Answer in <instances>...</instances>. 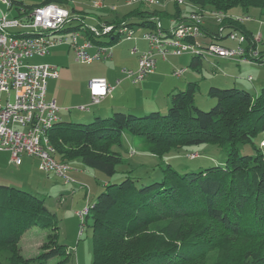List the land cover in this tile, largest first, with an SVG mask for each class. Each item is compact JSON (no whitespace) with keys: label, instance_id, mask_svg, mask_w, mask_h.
Masks as SVG:
<instances>
[{"label":"trees","instance_id":"16d2710c","mask_svg":"<svg viewBox=\"0 0 264 264\" xmlns=\"http://www.w3.org/2000/svg\"><path fill=\"white\" fill-rule=\"evenodd\" d=\"M170 1L174 12L168 17L178 19L183 9ZM184 2L199 12L209 10L224 15V23L217 26L213 38L222 39L228 28L231 33L239 30L248 38L247 48L254 34L231 17L236 12L247 14L253 8L264 14V0ZM51 3L61 5L65 1L47 0L35 6ZM35 6L13 0L16 13ZM135 6L108 25L119 27L126 23L133 29L155 30L161 24L164 31H169L163 27L162 10L145 11L142 3ZM69 23L64 32L82 30V24L69 27ZM86 32L85 37L97 44L113 46L120 41L114 31L100 37L90 28ZM202 33L208 35L204 26ZM215 40L209 44L218 43ZM252 46L258 48V57L249 53L247 57L255 65L264 66V49ZM202 59L192 55L190 66L199 71ZM196 91L197 83H188L185 90L173 93L165 114L154 111L138 116L116 111L109 117H96L89 124L60 119L50 131L59 161L71 165L79 160L84 167L108 178L105 191L88 206L85 218V223L92 221L93 264H210L207 259L212 254V264H264V154L255 145L264 132V87L258 95L238 87H211L208 96L217 103L209 111L195 105ZM124 135L141 136L145 151L159 159L172 151L202 145H216L227 157L219 166L184 172L163 160L158 164L160 179L134 176L132 170L126 169L121 171L120 182H112L120 173L119 167L127 164L115 149L122 146ZM263 139L264 135L261 147ZM240 145L253 146L256 154L241 155ZM36 226L53 228L52 241L33 259L22 260L17 252L19 240L28 227ZM58 230L57 216L45 199L19 187L0 184V264H48L64 256L63 264L67 263L72 255L60 243Z\"/></svg>","mask_w":264,"mask_h":264},{"label":"rangeland","instance_id":"374dc122","mask_svg":"<svg viewBox=\"0 0 264 264\" xmlns=\"http://www.w3.org/2000/svg\"><path fill=\"white\" fill-rule=\"evenodd\" d=\"M24 1L26 5H39L47 0H19ZM65 1L61 4L63 7L71 12L72 20L69 23V27H76L82 24V30L79 31L81 36H86V28H101L103 24L107 25L114 20L122 19L125 15L135 9V5L144 4L146 6L145 11L153 12L155 9L162 10L161 14L162 23L167 24L169 9L166 10V0H156L158 5H148L144 2H137L134 5L128 6L126 3L128 0H62ZM173 5V1L168 0ZM96 3H101L103 8H95ZM171 5V11L173 8ZM183 13L176 20L174 25L180 24L179 21L188 18L193 11L199 12L200 10L194 8V6L183 3L181 4ZM114 8V10H112ZM5 9V8H4ZM75 10V12H74ZM209 11V10H203ZM11 13V12H10ZM231 20H236L239 17H246L244 22L238 23L240 26L245 27L249 32H252L254 36L261 38L259 42L260 47L264 49V14L257 8L251 9L247 14L236 12L232 15ZM169 18V17H168ZM170 19V18H169ZM178 21V22H177ZM207 22H211L216 26L214 18L205 19ZM123 24V23H122ZM228 29H225L227 31ZM145 32L144 28L137 27L135 29L134 39L141 38ZM71 33L55 34L52 37L61 38L70 36ZM103 41H108V38L102 37ZM127 39H122L120 42L112 46L113 52L119 49V46L124 44L125 49L130 44ZM206 41H209L207 39ZM82 42V41H81ZM131 45V44H130ZM225 47H234V42L227 41L223 43ZM91 53H93L91 51ZM162 60V59H159ZM192 60V55L171 56L168 58V63L164 66L165 74L161 77H152L155 79V83H149L144 88V83L134 84L132 100L128 101L129 105L133 108L145 107L153 109L154 107L159 109L161 113L165 114L168 111L173 93L185 90L188 83H197V91L195 96V105L203 111L211 110L217 103V101L208 96L210 87H217L221 89L238 87L245 89L253 95H258L264 87V66H256L251 64H244L236 60H230L221 57H215L206 55L203 57V67L201 73L189 67ZM229 61V62H227ZM218 62L221 66L215 64L213 69L212 63ZM29 65H49L55 66L59 69H65L70 72L73 77L71 80L61 81L58 87V82L54 79H49L48 93L50 97H55L57 90H60V98L64 101L65 107L60 108L61 101H58L59 118L65 122H75L81 124H89L94 121L93 115L96 113L97 106L91 105V100H88L89 112H82L79 110L82 99L89 95V89H87L90 76L101 78L106 76L109 71L115 70L117 62H103L95 61L93 64L81 63L76 60L74 51L69 45H60L52 49L51 53L45 57H34L27 62ZM185 63V64H184ZM124 64V63H121ZM211 64V65H210ZM120 65V64H119ZM169 65V66H168ZM175 65V69L187 68V74L180 80L175 71H172V66ZM168 66V67H167ZM171 66V67H170ZM111 72V73H112ZM227 72V73H226ZM109 73L111 76L112 74ZM233 73V74H232ZM234 75V77L248 78L253 77V82L243 83L236 86L235 79L226 77L227 75ZM108 75V77H110ZM191 76H195L194 78ZM151 78V79H152ZM110 79H112L110 77ZM229 80V86L225 84ZM115 84L116 81L112 82ZM148 81V80H147ZM187 81V82H185ZM181 83L178 86L177 83ZM130 84V83H128ZM241 84V83H240ZM131 85V84H130ZM151 85V86H150ZM214 85V86H212ZM150 86V87H149ZM58 87V88H57ZM121 87L119 90H122ZM119 93V91H118ZM117 96V95H115ZM127 103V102H126ZM82 107V106H81ZM136 115L144 116L136 111ZM264 132L255 140L257 149L264 154V147L260 146V142L263 138ZM120 151L127 164L120 166V173L112 179V182H120L123 173L121 171L132 170V175L138 177L151 176L156 179L162 177V172L158 164L164 160L166 163L173 165L179 172L194 171L200 169H207L214 166L223 164L226 160V152L216 145H202L194 146L179 151H172L164 159L151 155L145 151V144L141 136L124 135L122 139V146L115 147ZM239 153L241 155H255L256 149L251 145H240ZM24 159V165L19 167L11 162V154L4 153L3 157H0V184H11V181L18 185L19 189L27 192L34 193L42 199L46 200V204L50 210L56 214L58 219V237L60 243L68 247L71 253V259L65 264H93V228L92 221L85 223L80 214L88 207L92 206L98 196L105 191V184L108 178L96 170H92L84 167V165L78 160L71 164L70 170L67 173L72 181L66 183V179L63 177H57L53 174L47 175L40 170V163L36 159L28 160L26 156H22ZM6 177V178H1ZM86 218V217H85ZM53 228L43 227H28L24 234L21 236L17 245V252L22 260H30L40 254L52 241L50 235ZM48 248V247H47ZM7 255H4L6 260ZM4 260V261H5ZM65 256L62 258H55L48 264H63ZM7 261V260H6ZM207 261L212 264L215 261V255L212 254Z\"/></svg>","mask_w":264,"mask_h":264},{"label":"built area","instance_id":"2783aa9c","mask_svg":"<svg viewBox=\"0 0 264 264\" xmlns=\"http://www.w3.org/2000/svg\"><path fill=\"white\" fill-rule=\"evenodd\" d=\"M141 1L148 5L159 4L156 0H128L126 4L131 6ZM174 1L179 5L184 3V0ZM0 4L5 8H0V152H9L11 162L15 165L21 163L24 155L37 159L43 173L63 177L66 183H70L72 179L67 173L71 166L58 160L49 136L52 128L60 121V109L55 99L48 98V81L58 79L60 71L55 66H32L27 62L36 56L45 57L52 49L66 44L74 51L78 62H108L114 58L112 46L97 44L81 36L79 31L70 32L71 35L67 37H52L58 33H68L64 32V28L71 20V12L62 5L51 3L29 10L22 9L12 17L10 11L14 9L13 0H0ZM94 7L101 9L103 5L96 3ZM211 17L215 19L218 27L223 25L224 15L201 11L192 13L186 22L171 26L168 32L164 31L161 24L155 30H145L143 39L148 42L149 48L139 55L137 70H122L125 78L136 85L154 73L159 59L167 60L170 56L186 54L201 57L210 55L255 64L247 54L258 57V48L253 49L252 46H259L261 38L258 36L252 37L249 48L247 36L237 31L228 36L237 43L235 48L219 43L207 46L198 43L203 35L205 19ZM245 18L239 17L235 22L242 23ZM90 29L98 37L114 31L119 40L134 39L135 34V29L126 23L119 27L103 24L101 28ZM133 52L137 53V48ZM184 73L183 69L175 71L178 77ZM120 83L121 80H118L117 85ZM88 85L93 105L101 103L115 89L106 78H92ZM79 109L89 110L86 106ZM87 213L88 207L80 214L83 221Z\"/></svg>","mask_w":264,"mask_h":264},{"label":"crops","instance_id":"0c3cea01","mask_svg":"<svg viewBox=\"0 0 264 264\" xmlns=\"http://www.w3.org/2000/svg\"><path fill=\"white\" fill-rule=\"evenodd\" d=\"M22 2H24V1H22ZM167 3H166V6H165V8H166V10H168L169 9V13H173L174 12V10H173V12L171 11V5L172 4H170L171 2H169L168 0L166 1ZM28 6H32V5H28ZM0 8L1 9H3V10H5L4 9V7L0 4ZM172 8L174 9V7H173V5H172ZM11 13H10V16H15L16 15V11H15V9H13L12 11H10ZM170 18V19H169ZM165 17V19H167V24H164L163 23V27H165V28H170L172 25H174V23L176 22V20H177V18H175V17ZM204 29H205V31H207V36H202V37H200L198 40L203 44V45H206V44H209V43H211L212 41H214L215 39L213 38V35L212 34H215V32H216V30H217V28H216V26H214V24H212L211 22H205V24H204ZM229 29V28H228ZM243 29L245 30V31H247L246 29H245V27H243ZM232 29H230V31H231ZM237 32H239V30H236ZM247 32H249V31H247ZM231 32H227V31H224V36H223V38L222 39H220V40H215L216 42H218V43H220L221 45H223V43L224 42H226V40L227 41H231L229 38H228V35L230 34ZM250 33H252V32H250ZM207 39H209V41H206ZM126 41H128V43H130L128 46H127V48L125 49V47H124V44H122L121 46H119V49L118 50H116V52H113L114 53V58H113V60L111 61V62H117L118 61V65H116V69L115 70H113V72L112 71H109V73H111L112 75L110 76L109 75V73H107V77L106 76H101V78H106L107 79V81L109 82V84L110 85H112V86H114L115 87V89L113 90V92H112V94L109 96V97H107L105 100H103L101 103H99V104H97V105H93L92 104V101L91 102H88V100L90 99L91 100V95H90V89H89V85L87 86V89H89V95H87V97H85V98H83L82 99V103H80V107L81 106H86V107H88L87 105H88V103H91V105H93V106H97L98 108L95 110L96 111V113L93 115V117H109V116H111L114 112H116V111H124V112H131V113H134V114H137L136 113V111H141L142 113H138V114H141V115H145V114H148V113H150V112H154V111H160L159 109H157V108H153V109H148V108H145V107H140V108H137L138 110H136V108H133L132 107V105H129L128 104V101L129 100H132V98H133V96H134V93H133V86L132 85H134V84H132L131 83V80L130 79H128V78H125V76L123 75V73H122V70L124 69V68H127V69H130V70H137V68H138V61H139V55L142 53V52H145V51H147L148 50V48H149V44H148V42L146 41V40H144L143 39V36L141 37V38H135V39H131V40H126ZM120 42V41H119ZM231 42H234V41H231ZM234 44H235V47H237V43L236 42H234ZM224 46V45H223ZM134 48H137V50H138V52L137 53H134L133 52V49ZM228 48H230V47H228ZM232 48H234V47H232ZM93 52V51H92ZM186 55H188V54H186ZM171 57V56H170ZM178 57H180V56H178ZM183 57V56H182ZM227 62H229V61H227ZM121 63H124V64H121ZM168 63V59L167 60H158L157 61V64H156V69H155V71H154V73L153 74H151V75H149L144 81H142L141 83H144V88H146V86L147 85H149V83H155V79L156 78H152L153 76L154 77H161L163 74H165V72H167V70L165 71V69H164V66H166L165 64H167ZM93 64V63H92ZM120 64V65H119ZM169 64V63H168ZM185 64V63H184ZM191 64V63H190ZM213 64V66H211L213 69L215 68V64H217L218 66H221V64L220 63H218V62H215V63H212ZM244 64H251L252 65V63H244ZM90 65V64H89ZM170 65V64H169ZM168 65V66H169ZM211 65V64H210ZM253 65H255V64H253ZM167 66V67H168ZM172 66V65H171ZM170 66V67H171ZM175 65H173L172 66V71H175V70H179V68L178 69H175V67H174ZM256 66H258V65H256ZM189 67H191L190 65H189ZM202 67H203V60H202V65H201V69H202ZM259 67H261V66H259ZM58 68V67H57ZM192 68V67H191ZM59 69V68H58ZM180 69H183V70H185V73L182 75V76H180V77H178L180 80L183 78V76L184 75H186L187 74V68H180ZM193 69V68H192ZM201 69L198 71V74L199 73H201ZM59 71H60V77L58 78V79H54L55 81H57L58 82V87L60 86V83H61V81H65V80H71L73 77L71 76V74H70V72L69 71H67V70H65V69H59ZM227 73V72H226ZM159 74H161V76H159ZM233 74V73H232ZM108 75L112 78V79H110V77H108ZM191 77H195V76H191ZM226 77H229V78H234L235 80V85L236 86H239V85H242L243 83H251V82H253V77L252 76H249L247 79L246 78H240V77H234V75H227ZM92 78H97V77H95V76H90V80L92 79ZM152 78V79H151ZM249 78H251V80H249ZM110 80H113L112 82H114V81H116L115 82V84H112V83H110L111 81ZM118 80H121V83L119 84V85H117V81ZM148 80V81H147ZM185 82H187V81H185ZM128 83H130V84H128ZM241 83V84H240ZM88 84H89V81H88ZM147 84V85H146ZM179 84V85H178ZM225 84H227V85H224V86H229V84H231V83H229V80H227L226 81V83ZM177 85L178 86H181V83H177ZM48 86H49V83H48ZM151 86V85H150ZM149 86V87H150ZM212 86H214V85H212ZM57 87V88H58ZM121 87H123L122 88V90H119ZM211 88V87H210ZM118 91H119V93H118ZM115 95H117V96H115ZM48 98L49 99H55L56 100V102H57V105L59 106V103H58V101H61V103H60V108H63V107H65V105H64V101H62L61 99H59L60 98V90H57V92H56V94H55V97H50L49 96V93H48ZM88 102V103H87ZM127 102V103H126ZM59 108V109H60ZM61 110V109H60ZM80 110V109H79ZM81 111V110H80ZM82 112H85V111H82ZM88 112H89V110H88ZM4 153H9V152H0V157L2 158L3 157V154ZM10 154V153H9ZM24 156H26V155H24ZM26 158L28 159V160H31V159H33L34 161H36V159H34V158H32V157H29V156H26ZM73 164V163H72ZM24 165V159L23 158H21V163L19 164V165H17V166H19V167H22ZM1 178H6V177H1ZM7 185H11V186H16V187H18V185H16L14 182H12L11 181V184H7Z\"/></svg>","mask_w":264,"mask_h":264}]
</instances>
